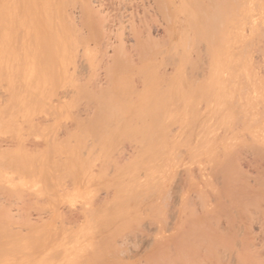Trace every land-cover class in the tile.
<instances>
[{"label": "rangeland", "instance_id": "1", "mask_svg": "<svg viewBox=\"0 0 264 264\" xmlns=\"http://www.w3.org/2000/svg\"><path fill=\"white\" fill-rule=\"evenodd\" d=\"M237 1L98 0L111 42L80 34L60 143L0 149L34 160L0 179L37 219L0 264H264V97L238 104L264 85V0ZM4 107L1 138L27 111Z\"/></svg>", "mask_w": 264, "mask_h": 264}, {"label": "bare ground", "instance_id": "2", "mask_svg": "<svg viewBox=\"0 0 264 264\" xmlns=\"http://www.w3.org/2000/svg\"><path fill=\"white\" fill-rule=\"evenodd\" d=\"M97 5L98 0H0V109L5 105L7 113L8 106L27 108L21 116L25 127L19 133L0 137V149L2 145L34 147L39 152L38 145L60 143L66 110L63 105H57L63 103L59 77L65 73V65L77 58L75 44L80 34L91 30L88 33L93 35L92 30L96 29L104 49L111 42L109 8L104 11ZM86 56L91 59L90 52ZM105 56L109 57L108 50ZM48 109L53 111L49 113ZM43 112L48 113L44 118L40 115ZM72 126L74 131L69 134L67 147L64 149L62 145L58 151L62 147L76 149L78 124ZM3 134L1 131L0 136ZM1 151L0 162L6 173L34 161L28 159L27 150L21 155H6ZM134 163L132 160L129 167ZM202 177L205 179L206 175L203 173ZM20 185L12 184L7 178L0 179V248L28 233L37 221L27 209L12 207L24 200L22 188L16 187Z\"/></svg>", "mask_w": 264, "mask_h": 264}, {"label": "crops", "instance_id": "3", "mask_svg": "<svg viewBox=\"0 0 264 264\" xmlns=\"http://www.w3.org/2000/svg\"><path fill=\"white\" fill-rule=\"evenodd\" d=\"M257 3L254 0H238L235 6V9H251V12H253L252 9H256ZM253 26V24H252ZM253 28V27H252ZM251 88L256 89L258 91L257 95H247V97L243 98L238 104H244L245 108L252 107V103L257 101H260L264 97V85H262V81L260 79H252L251 81ZM247 120V117L244 118ZM247 123V122H246ZM178 125L181 127L180 131L181 134L178 136H182V134L185 131V126L187 125V120L178 123ZM248 134L253 135L251 130L246 131ZM254 137V136H252ZM252 140L257 141V138H253ZM209 156H211L209 154Z\"/></svg>", "mask_w": 264, "mask_h": 264}]
</instances>
